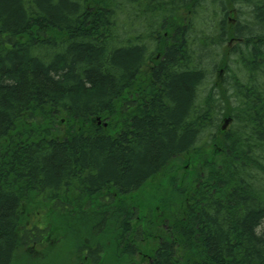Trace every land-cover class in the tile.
<instances>
[{
	"label": "trees",
	"instance_id": "obj_1",
	"mask_svg": "<svg viewBox=\"0 0 264 264\" xmlns=\"http://www.w3.org/2000/svg\"><path fill=\"white\" fill-rule=\"evenodd\" d=\"M61 242L264 264V0H0V264Z\"/></svg>",
	"mask_w": 264,
	"mask_h": 264
},
{
	"label": "rangeland",
	"instance_id": "obj_2",
	"mask_svg": "<svg viewBox=\"0 0 264 264\" xmlns=\"http://www.w3.org/2000/svg\"><path fill=\"white\" fill-rule=\"evenodd\" d=\"M152 62V61H151ZM154 62V61H153ZM151 64V63H149ZM149 69V66L147 65L146 67H144V72L146 73ZM211 79L213 78V85H217L216 81H217V74L215 72H213V75H211ZM139 82H141V80H143L141 77H139ZM141 87V86H140ZM132 114V113H131ZM105 124V122H102ZM106 126H107V121H106ZM186 158V156H184L181 159H177L174 162V170L175 172L178 174L180 172V176L184 175V170H187L188 166L190 165L189 163H185L184 159ZM185 165V168H184ZM183 167V169H182ZM179 176V177H180ZM163 179H159V181H154V183L160 182ZM152 183V181L150 182V184ZM161 184V183H160ZM155 187V185H151L149 186L150 188H147V190L150 191V193H152V189ZM162 189H164L163 184L160 185ZM168 188V187H167ZM166 188V189H167ZM140 192V198L141 197H146L145 194V190L139 191ZM142 200L147 201L146 199L142 198ZM159 220V219H158ZM145 241L144 243H141V247L144 250L143 246H148L149 245V240H143ZM70 244L69 243H59L56 245L55 250L53 252H51V249L47 251L46 254H41L38 256H42V258H38L37 261L33 262L31 260H28L29 264H76V258L75 256L71 253L70 251ZM35 254H38L37 252ZM135 260L132 262V264H148V258L146 257V255L144 254H137L134 255Z\"/></svg>",
	"mask_w": 264,
	"mask_h": 264
},
{
	"label": "water",
	"instance_id": "obj_3",
	"mask_svg": "<svg viewBox=\"0 0 264 264\" xmlns=\"http://www.w3.org/2000/svg\"><path fill=\"white\" fill-rule=\"evenodd\" d=\"M229 121H230V118H226V119H225V121H224V125H223V128H224V129H225L226 126L228 125Z\"/></svg>",
	"mask_w": 264,
	"mask_h": 264
},
{
	"label": "flooded vegetation",
	"instance_id": "obj_4",
	"mask_svg": "<svg viewBox=\"0 0 264 264\" xmlns=\"http://www.w3.org/2000/svg\"><path fill=\"white\" fill-rule=\"evenodd\" d=\"M165 35H167V33H165ZM159 55H160V53L158 52V54L154 57V62L159 58ZM151 62V61H150ZM137 254H139V253H137ZM134 264V263H133Z\"/></svg>",
	"mask_w": 264,
	"mask_h": 264
}]
</instances>
